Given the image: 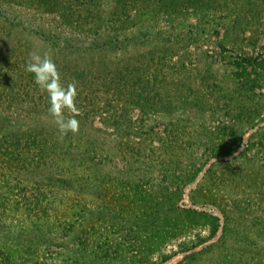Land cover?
<instances>
[{
  "label": "rangeland",
  "instance_id": "374dc122",
  "mask_svg": "<svg viewBox=\"0 0 264 264\" xmlns=\"http://www.w3.org/2000/svg\"><path fill=\"white\" fill-rule=\"evenodd\" d=\"M263 1L0 0V264H264Z\"/></svg>",
  "mask_w": 264,
  "mask_h": 264
},
{
  "label": "clouds",
  "instance_id": "9594fccd",
  "mask_svg": "<svg viewBox=\"0 0 264 264\" xmlns=\"http://www.w3.org/2000/svg\"><path fill=\"white\" fill-rule=\"evenodd\" d=\"M25 71L34 75V82L48 97V113L53 118L61 138L68 133L79 131V121L75 118L81 114L77 107L78 82L74 79L62 83L61 73L49 52H32L26 61ZM69 115L65 114V111Z\"/></svg>",
  "mask_w": 264,
  "mask_h": 264
},
{
  "label": "trees",
  "instance_id": "16d2710c",
  "mask_svg": "<svg viewBox=\"0 0 264 264\" xmlns=\"http://www.w3.org/2000/svg\"><path fill=\"white\" fill-rule=\"evenodd\" d=\"M47 1V0H46ZM262 5H261V8H258V11L257 12H264V1L261 3ZM184 7V6H183ZM228 9V8H227ZM235 9V8H234ZM253 9H255L254 8V6H252V7H246V8H237V16L238 17H240V19H244V18H246V19H249V18H247V14L249 15V13L250 12H252V10ZM212 10V9H211ZM213 10H215V9H213ZM226 11H229V9L228 10H226ZM252 14H253V12H252ZM6 152L7 153H9V151L8 150H6ZM12 155V154H11Z\"/></svg>",
  "mask_w": 264,
  "mask_h": 264
},
{
  "label": "water",
  "instance_id": "95a60500",
  "mask_svg": "<svg viewBox=\"0 0 264 264\" xmlns=\"http://www.w3.org/2000/svg\"><path fill=\"white\" fill-rule=\"evenodd\" d=\"M196 183L193 184V186L195 185ZM221 219H223V216H221ZM222 232V227L219 228V233Z\"/></svg>",
  "mask_w": 264,
  "mask_h": 264
}]
</instances>
